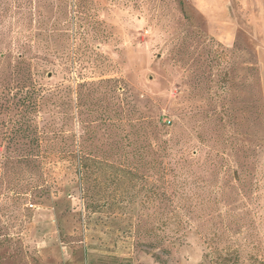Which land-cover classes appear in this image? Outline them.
<instances>
[{
	"label": "rangeland",
	"instance_id": "374dc122",
	"mask_svg": "<svg viewBox=\"0 0 264 264\" xmlns=\"http://www.w3.org/2000/svg\"><path fill=\"white\" fill-rule=\"evenodd\" d=\"M23 63L41 156L0 143V264H264V0H0V90Z\"/></svg>",
	"mask_w": 264,
	"mask_h": 264
},
{
	"label": "trees",
	"instance_id": "16d2710c",
	"mask_svg": "<svg viewBox=\"0 0 264 264\" xmlns=\"http://www.w3.org/2000/svg\"><path fill=\"white\" fill-rule=\"evenodd\" d=\"M19 57H23V52L19 54ZM20 62H24V59ZM27 65L23 63L22 68H13L17 70H14L12 81L7 82L0 90V143H7L4 155L5 166L14 171L17 167L15 162L25 164L26 167H36L38 158L41 156L38 126L33 122L31 115L38 109L41 97L36 93L38 89L31 80L32 71ZM14 116L16 117L13 118ZM6 117L10 118L8 126H6V119H2ZM153 147L155 153L151 161V167L154 168L155 195L159 201L165 202L172 198L169 189L173 186L174 181L169 178L171 169L162 160L164 154L160 152L161 145L155 143ZM44 150L51 153L69 154L70 152L67 144L61 146L56 143L50 144ZM30 189L32 190V188ZM24 193L18 187H14L12 190V196H15V198H20L21 194ZM173 244L170 237L160 233L152 240H146L145 246L158 247L160 254H168L170 251L169 245ZM0 246L2 245L0 244ZM160 254H155L158 261H165Z\"/></svg>",
	"mask_w": 264,
	"mask_h": 264
}]
</instances>
